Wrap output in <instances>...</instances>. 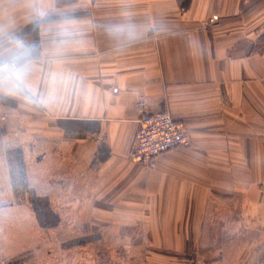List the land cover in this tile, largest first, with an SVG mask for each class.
<instances>
[{"label":"crops","instance_id":"obj_1","mask_svg":"<svg viewBox=\"0 0 264 264\" xmlns=\"http://www.w3.org/2000/svg\"><path fill=\"white\" fill-rule=\"evenodd\" d=\"M260 27L264 0H0V62L17 65L1 87L10 128L85 153L88 225H145L181 246L207 191H264ZM140 96L188 135L152 168L128 159Z\"/></svg>","mask_w":264,"mask_h":264},{"label":"rangeland","instance_id":"obj_2","mask_svg":"<svg viewBox=\"0 0 264 264\" xmlns=\"http://www.w3.org/2000/svg\"><path fill=\"white\" fill-rule=\"evenodd\" d=\"M15 123L0 127V264H264V191H207L190 238L159 245L145 225H88L85 153Z\"/></svg>","mask_w":264,"mask_h":264},{"label":"built area","instance_id":"obj_3","mask_svg":"<svg viewBox=\"0 0 264 264\" xmlns=\"http://www.w3.org/2000/svg\"><path fill=\"white\" fill-rule=\"evenodd\" d=\"M16 68L14 61L0 62V127L11 120V113L3 104L2 82L11 78ZM136 107L142 112L137 121L135 141L128 153L130 161L152 168L160 154L188 143L187 130L183 122L173 119L167 112H146L141 96L136 102Z\"/></svg>","mask_w":264,"mask_h":264}]
</instances>
